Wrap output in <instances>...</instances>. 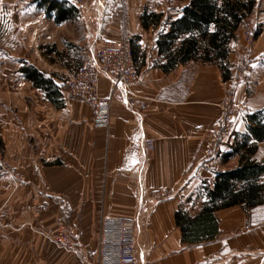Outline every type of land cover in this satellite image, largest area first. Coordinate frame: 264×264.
Returning <instances> with one entry per match:
<instances>
[{
	"label": "crops",
	"instance_id": "1",
	"mask_svg": "<svg viewBox=\"0 0 264 264\" xmlns=\"http://www.w3.org/2000/svg\"><path fill=\"white\" fill-rule=\"evenodd\" d=\"M188 3L85 0L71 2L74 18L56 21L41 0H0V210L11 211L21 227L0 230V264H86L98 255L102 217L133 223L139 264H264V196L253 206L216 210L218 231L209 241L185 244L175 221L181 207L196 215L216 175L241 165L233 152L247 132L246 115L264 108V97H246L236 39L229 45L228 79L218 64L195 58L166 66L158 39ZM146 11L159 17L145 24ZM124 38L132 43L137 77L126 92L113 93L111 124L99 126L93 109L70 95L62 78L82 64V52ZM31 67L50 88L30 80ZM110 91V80L101 77L100 94ZM228 94L242 109L233 114L232 137L210 152L209 131ZM128 99L144 107H129ZM145 138L154 139L146 156ZM253 142L258 148L251 159L264 166V141ZM37 204L47 208L27 211ZM60 223L72 230L78 253L33 229Z\"/></svg>",
	"mask_w": 264,
	"mask_h": 264
},
{
	"label": "trees",
	"instance_id": "2",
	"mask_svg": "<svg viewBox=\"0 0 264 264\" xmlns=\"http://www.w3.org/2000/svg\"><path fill=\"white\" fill-rule=\"evenodd\" d=\"M41 1L48 14L54 13L56 21L74 18L78 13L77 7L69 0ZM256 4V0H189L182 15L171 21L169 30L161 33L158 39V48L167 58L166 66L173 68L195 58L218 64L222 76L230 78L229 45ZM158 17L146 11L141 20L146 24L149 18ZM26 73L36 84L51 87V82L38 68H28ZM246 118L247 132L241 135L233 152V155H240L241 165L216 175L215 185L207 190V199L196 215L189 214L182 207L175 214L185 244L216 237V210L242 202L253 206L262 201L264 183H260V178L264 175V166L252 160L251 155L258 148L253 140L264 141V108L248 113Z\"/></svg>",
	"mask_w": 264,
	"mask_h": 264
},
{
	"label": "built area",
	"instance_id": "3",
	"mask_svg": "<svg viewBox=\"0 0 264 264\" xmlns=\"http://www.w3.org/2000/svg\"><path fill=\"white\" fill-rule=\"evenodd\" d=\"M69 1L77 5H82L85 2V0ZM239 32L244 40V46L247 49L252 47L256 41V32L253 28L243 22L240 25ZM88 51V54L84 55L82 64L76 70L66 73L62 81L70 95L83 100L90 109H93V123L107 127L111 124L113 93L116 90L126 92L127 87L137 77V70L135 64H133L132 43L128 38H124L119 42L104 39L97 49L90 48ZM249 60L247 57H241L238 62V75L242 79H247L249 71L253 68V63ZM101 77L110 80V95L100 94ZM126 104L132 108L135 106L144 107V103L136 99H128ZM222 105L224 112L220 120L209 131L208 144L210 152L220 151L222 141L232 137L233 114L242 109L240 105L234 104L232 94L225 97ZM199 130L204 131V128L200 126ZM153 148L154 139L145 138L141 146L142 153L145 156L149 155ZM2 165L7 167L5 162H2ZM46 208V205L37 204L27 206L26 209L29 212L38 213ZM11 215V211L0 210V230L9 228L18 230L21 228L11 221ZM100 223L98 255L95 259L87 258L86 264H139L140 251H136L133 223L121 217H102ZM27 225L29 224L27 223ZM136 227L139 228L137 223ZM33 229L62 249L78 253L77 239L68 225L60 223L56 228Z\"/></svg>",
	"mask_w": 264,
	"mask_h": 264
},
{
	"label": "rangeland",
	"instance_id": "4",
	"mask_svg": "<svg viewBox=\"0 0 264 264\" xmlns=\"http://www.w3.org/2000/svg\"><path fill=\"white\" fill-rule=\"evenodd\" d=\"M256 6L247 16L244 23L250 25L256 32V41L252 47L246 48L241 33L238 31L235 40L238 62L241 57H247L253 63L249 76L244 79L246 97L256 96L258 100L264 97V0H256ZM85 51L81 53L84 59ZM230 64V62H229ZM231 66V65H230Z\"/></svg>",
	"mask_w": 264,
	"mask_h": 264
}]
</instances>
